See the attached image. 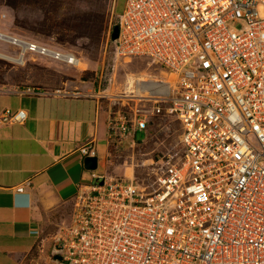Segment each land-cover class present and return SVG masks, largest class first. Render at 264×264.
Instances as JSON below:
<instances>
[{"label":"built area","instance_id":"built-area-1","mask_svg":"<svg viewBox=\"0 0 264 264\" xmlns=\"http://www.w3.org/2000/svg\"><path fill=\"white\" fill-rule=\"evenodd\" d=\"M114 25V58H147L166 79L152 81L161 89L135 81L128 95L98 93L106 160L134 144L160 104L180 132L144 183L133 166L129 176L90 171L95 182L78 188L45 264H264V0H125ZM0 60L79 64L70 50L11 31H0ZM24 119L0 114V124ZM78 153L93 157L94 145Z\"/></svg>","mask_w":264,"mask_h":264},{"label":"rangeland","instance_id":"rangeland-1","mask_svg":"<svg viewBox=\"0 0 264 264\" xmlns=\"http://www.w3.org/2000/svg\"><path fill=\"white\" fill-rule=\"evenodd\" d=\"M124 1L0 0V15H4L0 18V31H11L70 50L81 62L77 68H66L39 60H27L23 66L0 60V89L42 87L51 92L60 90L61 86L70 90L72 85H82L84 88L75 91L98 96L104 89L109 95L121 93L129 75L149 76L150 79L143 77L147 81L142 82L146 83L142 86H149L151 80L166 79L164 73L147 58H114L109 35ZM100 99L107 103L105 98ZM163 106L160 104L159 112L149 117L145 130L133 133L132 146H128L126 141L118 149H110L107 164L103 143H97L94 147L96 167L91 172L129 176L133 166V175L138 182L144 183V177L151 175L155 166L151 160L154 162L166 149L173 147L180 132L179 124L164 113ZM84 173V182L89 183L90 171L85 170ZM65 212L58 213L54 222L40 233L19 264L47 262L54 236L68 224L61 223L67 216Z\"/></svg>","mask_w":264,"mask_h":264},{"label":"crops","instance_id":"crops-1","mask_svg":"<svg viewBox=\"0 0 264 264\" xmlns=\"http://www.w3.org/2000/svg\"><path fill=\"white\" fill-rule=\"evenodd\" d=\"M24 88L48 93L16 92ZM71 88L0 89V114H25L21 123L0 124V264H19L58 213L66 211L61 223H69L78 188L89 191L95 182H84L78 148L90 140L106 152L107 103L75 91L82 85Z\"/></svg>","mask_w":264,"mask_h":264},{"label":"bare ground","instance_id":"bare-ground-1","mask_svg":"<svg viewBox=\"0 0 264 264\" xmlns=\"http://www.w3.org/2000/svg\"><path fill=\"white\" fill-rule=\"evenodd\" d=\"M4 17V16H3ZM81 64L80 62V58H79V64L77 65V67ZM147 78V79H150L149 76L147 75H144V76H140V77H132V76H127L126 80L124 81L123 83V88H122V92L121 93H124L125 95H128V93H131V92H135V89H134V82L135 81H138L140 83L142 82H146L147 80L144 79V78ZM154 80H151L149 82H152ZM142 84H146V83H142ZM150 87H158L159 89H161V86L159 84H154V82L150 83L149 84ZM148 85H143V87H149ZM120 92V91H119ZM137 96H139L137 94Z\"/></svg>","mask_w":264,"mask_h":264},{"label":"water","instance_id":"water-1","mask_svg":"<svg viewBox=\"0 0 264 264\" xmlns=\"http://www.w3.org/2000/svg\"><path fill=\"white\" fill-rule=\"evenodd\" d=\"M116 35H117V26L113 25V27L111 29V32H110V35H109V40L113 41L116 38ZM82 166L87 171H91V170L95 169V167H96V157L95 156H93V157H84L82 159ZM98 181L100 182V180H98ZM54 258H58V257L54 256Z\"/></svg>","mask_w":264,"mask_h":264}]
</instances>
